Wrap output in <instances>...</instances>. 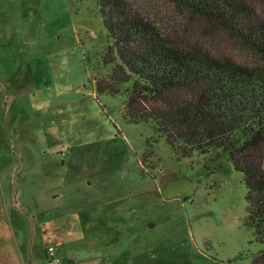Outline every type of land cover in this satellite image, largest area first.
<instances>
[{"label": "rangeland", "instance_id": "rangeland-1", "mask_svg": "<svg viewBox=\"0 0 264 264\" xmlns=\"http://www.w3.org/2000/svg\"><path fill=\"white\" fill-rule=\"evenodd\" d=\"M240 62L164 0H129ZM264 13V8L262 9ZM97 0H0V264H251L246 187L226 155L178 157L124 96L99 95Z\"/></svg>", "mask_w": 264, "mask_h": 264}, {"label": "trees", "instance_id": "trees-1", "mask_svg": "<svg viewBox=\"0 0 264 264\" xmlns=\"http://www.w3.org/2000/svg\"><path fill=\"white\" fill-rule=\"evenodd\" d=\"M240 62L186 31L163 32L129 0H97L107 32L99 95L124 96L125 120L148 124L182 158L226 155L246 187L245 226L264 244V0H164ZM251 264H264V250Z\"/></svg>", "mask_w": 264, "mask_h": 264}, {"label": "built area", "instance_id": "built-area-1", "mask_svg": "<svg viewBox=\"0 0 264 264\" xmlns=\"http://www.w3.org/2000/svg\"><path fill=\"white\" fill-rule=\"evenodd\" d=\"M49 258H50V264H60V259L55 254V249L50 248L48 251Z\"/></svg>", "mask_w": 264, "mask_h": 264}]
</instances>
